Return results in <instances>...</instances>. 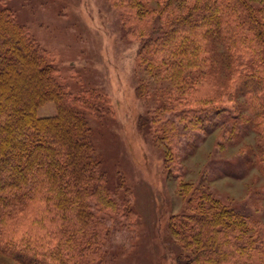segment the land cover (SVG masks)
<instances>
[{
	"label": "trees",
	"instance_id": "16d2710c",
	"mask_svg": "<svg viewBox=\"0 0 264 264\" xmlns=\"http://www.w3.org/2000/svg\"><path fill=\"white\" fill-rule=\"evenodd\" d=\"M125 35L142 40L155 110L137 129L164 152L186 212L169 226L176 264H264V231L212 192L183 180L179 150L218 133L217 149L249 135L238 165L264 178V0H109ZM65 83L54 57L0 0V254L18 264H106L111 223L136 213L102 168L90 119L108 116L95 90ZM52 103L56 114L38 117Z\"/></svg>",
	"mask_w": 264,
	"mask_h": 264
},
{
	"label": "rangeland",
	"instance_id": "374dc122",
	"mask_svg": "<svg viewBox=\"0 0 264 264\" xmlns=\"http://www.w3.org/2000/svg\"><path fill=\"white\" fill-rule=\"evenodd\" d=\"M3 1L54 57L64 82L74 89L95 90L111 113L101 122L89 118L92 139L112 187L129 201L136 216L124 228L121 221H112L106 264H176L182 246L169 220L186 212L187 200L175 176L162 166V146L137 129L139 117L150 115L158 105L152 97L140 100L136 94L140 83L152 81L138 64L142 40L125 35L122 15L109 0ZM55 114L52 103L37 111L38 117ZM218 136L214 132L199 137L190 150L180 148L183 180L230 203L264 231V178L254 168H232L254 136L223 150L216 148ZM0 264L18 263L0 254Z\"/></svg>",
	"mask_w": 264,
	"mask_h": 264
}]
</instances>
